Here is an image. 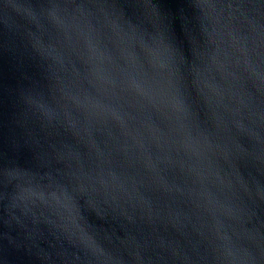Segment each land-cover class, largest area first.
<instances>
[{
    "label": "water",
    "instance_id": "1",
    "mask_svg": "<svg viewBox=\"0 0 264 264\" xmlns=\"http://www.w3.org/2000/svg\"><path fill=\"white\" fill-rule=\"evenodd\" d=\"M0 264H264V0H0Z\"/></svg>",
    "mask_w": 264,
    "mask_h": 264
}]
</instances>
